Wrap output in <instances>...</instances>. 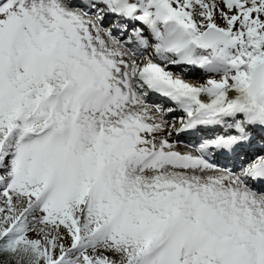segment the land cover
<instances>
[{
  "label": "snow or ice",
  "instance_id": "6c2138e0",
  "mask_svg": "<svg viewBox=\"0 0 264 264\" xmlns=\"http://www.w3.org/2000/svg\"><path fill=\"white\" fill-rule=\"evenodd\" d=\"M257 133L264 0H0V264H264Z\"/></svg>",
  "mask_w": 264,
  "mask_h": 264
},
{
  "label": "bare ground",
  "instance_id": "6f19581e",
  "mask_svg": "<svg viewBox=\"0 0 264 264\" xmlns=\"http://www.w3.org/2000/svg\"><path fill=\"white\" fill-rule=\"evenodd\" d=\"M110 19H112V18L105 17L104 27H105V24L107 23V21H109ZM186 69H187V71L188 70L189 71L188 72L187 71H184ZM171 70L174 71V72H177V73H181L182 72L184 74V78L186 80L192 81L194 83H202V82L205 81V78H204L205 75L203 74L202 71H200L198 69H189V68L173 67ZM160 103H163V102L160 101ZM166 107H169V106L166 105ZM192 139H195V137L192 138ZM178 148H179V150H182V151H183V149H189L191 151H194V149L190 148L189 145L185 144L182 141H179ZM261 149H264V141H262L260 139V134L257 133L256 134V139L253 142L252 149L249 150V155H253L255 153V151H259ZM219 162H220V164L222 166H224L227 163L223 158H220V161ZM228 166H231V164H228Z\"/></svg>",
  "mask_w": 264,
  "mask_h": 264
},
{
  "label": "rangeland",
  "instance_id": "374dc122",
  "mask_svg": "<svg viewBox=\"0 0 264 264\" xmlns=\"http://www.w3.org/2000/svg\"><path fill=\"white\" fill-rule=\"evenodd\" d=\"M183 68H187V67H183ZM204 78L206 79V77L204 76Z\"/></svg>",
  "mask_w": 264,
  "mask_h": 264
}]
</instances>
